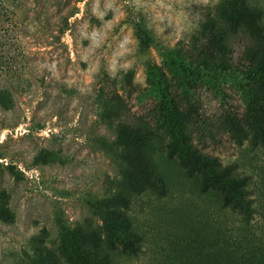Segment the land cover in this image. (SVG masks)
Segmentation results:
<instances>
[{
  "label": "rangeland",
  "instance_id": "rangeland-1",
  "mask_svg": "<svg viewBox=\"0 0 264 264\" xmlns=\"http://www.w3.org/2000/svg\"><path fill=\"white\" fill-rule=\"evenodd\" d=\"M26 1L0 8V264L264 257V0Z\"/></svg>",
  "mask_w": 264,
  "mask_h": 264
},
{
  "label": "trees",
  "instance_id": "trees-1",
  "mask_svg": "<svg viewBox=\"0 0 264 264\" xmlns=\"http://www.w3.org/2000/svg\"><path fill=\"white\" fill-rule=\"evenodd\" d=\"M22 2L27 3L26 0H0V8H4L5 10H7V8L9 6H19V4H22ZM6 6H5V5ZM27 9H30V7H28ZM26 11V9H25ZM34 11L36 13H39L40 11L37 9H34ZM137 24V23H136ZM135 24V25H136ZM139 33H141V28L139 27ZM10 54L8 53V51H4L3 53V57H4V62L6 64V62H8V59L12 58L13 56H9ZM9 56V58H8ZM5 66V65H4ZM3 71V69H2ZM4 71L9 72L10 70L7 69V65L4 69ZM12 87V85H9ZM5 92V90H4ZM10 96L12 97V94L10 92ZM169 113H165L163 115L167 116ZM175 148L182 152L183 154H187L189 157L195 158L198 161L202 162V163H206L208 165V169H209V173H210V177L214 180L216 179V181L222 183L224 186L225 184H229V183H236V180L231 179L232 177H225L223 176L222 173H224V168L223 169H218L214 166L212 159L204 156V155H199L194 153L193 151L190 150V148L187 146L186 141H180L178 139V141L174 142ZM220 176H223L222 178ZM226 188V194L228 195L229 199L233 198V202L234 205L238 204V206L241 207V211H250L252 210V205L249 203V201H251L250 199L245 198L243 192L238 188V187H225ZM124 190V189H122ZM261 247V246H260ZM248 261H242L240 264H264V257H261L260 255H257L256 253H249L247 254V258Z\"/></svg>",
  "mask_w": 264,
  "mask_h": 264
}]
</instances>
